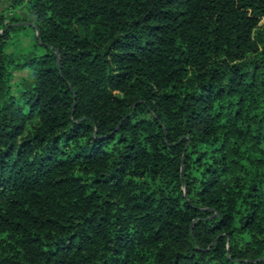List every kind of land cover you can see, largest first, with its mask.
<instances>
[{
    "label": "trees",
    "instance_id": "1",
    "mask_svg": "<svg viewBox=\"0 0 264 264\" xmlns=\"http://www.w3.org/2000/svg\"><path fill=\"white\" fill-rule=\"evenodd\" d=\"M22 5L0 15V264H264V0Z\"/></svg>",
    "mask_w": 264,
    "mask_h": 264
},
{
    "label": "rangeland",
    "instance_id": "2",
    "mask_svg": "<svg viewBox=\"0 0 264 264\" xmlns=\"http://www.w3.org/2000/svg\"><path fill=\"white\" fill-rule=\"evenodd\" d=\"M11 0H0V15L3 14L6 21L12 18H21L25 21L32 20V16L26 10L25 6L11 8ZM31 38L30 31H24L16 34H11L10 45L7 52L10 53H23L26 49L30 48ZM27 75V72L15 73L13 82L18 81L20 78ZM15 90V89H14Z\"/></svg>",
    "mask_w": 264,
    "mask_h": 264
},
{
    "label": "water",
    "instance_id": "3",
    "mask_svg": "<svg viewBox=\"0 0 264 264\" xmlns=\"http://www.w3.org/2000/svg\"><path fill=\"white\" fill-rule=\"evenodd\" d=\"M23 25L33 26L31 23H18V24H15L14 27L23 26Z\"/></svg>",
    "mask_w": 264,
    "mask_h": 264
}]
</instances>
